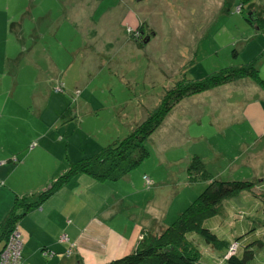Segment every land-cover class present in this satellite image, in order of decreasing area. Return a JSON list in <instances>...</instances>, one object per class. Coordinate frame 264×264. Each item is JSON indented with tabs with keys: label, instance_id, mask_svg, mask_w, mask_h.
<instances>
[{
	"label": "rangeland",
	"instance_id": "obj_1",
	"mask_svg": "<svg viewBox=\"0 0 264 264\" xmlns=\"http://www.w3.org/2000/svg\"><path fill=\"white\" fill-rule=\"evenodd\" d=\"M139 24L145 35L142 45L135 38ZM253 60L264 78V0H0V139L6 140L7 147L27 143L25 150L35 149L41 166L37 182L52 175L46 189L75 161L126 136L183 74L196 79ZM244 87L230 83L228 94L221 95V104H232L230 117L243 119L231 125L226 135L220 133L221 158L213 151L205 152V137L190 136L195 133V118L190 119L192 124H178L188 139L180 135L172 139L162 131L156 133L158 128L151 134L158 148L145 141L149 155L129 172L136 185L129 182L128 192L121 189L119 197L124 202L115 206L114 214L118 223L154 219L153 208L167 201L171 206L162 223H172L208 183L185 180L196 146L216 178L255 181L250 191L224 201L223 222L232 225L237 237L247 232L249 241L263 242L254 244L249 264H264V102L258 109L241 110L237 91ZM206 107L200 106L199 117L206 116L211 123L206 126V118L203 132L197 133L210 136L216 126L212 119L220 123L223 112ZM232 132L248 141L257 138V146L245 148L262 146L247 170L232 169L237 153L246 158L247 151ZM143 172L151 173L146 174L148 184ZM176 176L183 178L182 186ZM71 186L65 191L68 206L76 202L73 192L81 189L74 181ZM111 193L100 189L90 196L87 188L86 216L105 206L111 199L105 197ZM193 240L202 258L214 254L199 235ZM33 259L44 264L38 255Z\"/></svg>",
	"mask_w": 264,
	"mask_h": 264
},
{
	"label": "crops",
	"instance_id": "obj_2",
	"mask_svg": "<svg viewBox=\"0 0 264 264\" xmlns=\"http://www.w3.org/2000/svg\"><path fill=\"white\" fill-rule=\"evenodd\" d=\"M248 79L252 80L249 77H244L231 81L230 83H239L245 86L243 89L237 91V94H240V98L236 99V101L243 102V104H240L241 110L243 107L247 109L248 106V111H252L260 108V105L262 107L264 102V89L255 81L258 86H253ZM230 83H224L196 93L195 95L182 98L165 116L161 125L158 127V131L155 132L162 131V133L168 134L172 139L178 137V135L181 136V139H188L184 133L181 134L179 132L180 128L178 124H192L190 119L195 118V133L190 132V136L195 140L205 137L207 141L205 152L213 151L218 158H221L223 156V150L218 139L220 133L226 135L231 125L236 124L237 121L243 123V119L237 117V115L230 117L232 104H221V101H224V96L221 95L223 93L228 94L226 87L229 88ZM217 93L220 96H216ZM215 100L217 104H215ZM201 105H206L207 109H213V112L216 110L223 112V118L218 117L220 123L212 119L213 124L216 126L212 129V135L210 136H205L204 133H197L198 131L203 132V122L207 118L206 116L199 117ZM179 113H182V115L179 116ZM210 123L207 118L206 126ZM253 126L255 127L256 124L253 123ZM254 127L253 131L255 130ZM248 134H251V132ZM232 137L238 140L240 138L243 150L247 149L245 154L246 158L241 153H237V160L234 159L235 162H231L232 169H240V171L247 170L250 166L249 160L253 158L252 155L257 158L259 151L262 152V146L250 150V147L245 148V146H257L258 142L256 137L248 141L247 137H236L234 132H232ZM148 139L151 145L157 149V141L151 138V135ZM26 145L27 143L16 148H11L7 147L5 139H0V225L8 215L16 198H25V201L32 203L37 201L40 190L45 189V186L48 184L47 181L52 178L51 174L50 176L45 175L46 179L42 183L39 184L37 182L40 178L39 169H41V166L35 160L38 157L37 154H34L35 149L25 150ZM195 148V153L193 154L200 155L205 164H207L205 155L198 151L201 149L198 148L197 150L196 146ZM33 158L35 161H32ZM240 160L242 164L237 163ZM146 174L148 175L149 173L143 172V180V176ZM132 175V173H128L117 180H98L85 172H80L62 184L64 186H60L58 190L44 199L40 205L28 209L17 219V226L19 227L20 238L23 244L21 264H35L33 257L37 255L41 261H44V264H104L110 261L111 258L114 259L117 256L125 255L129 247V251L133 250L138 243L136 242V245H134L135 240L139 241L144 228L151 226L154 222L165 225L162 223V220L168 215L167 211L171 206L168 205V201L161 204V208L160 206L159 208H153L156 214H150L154 216V219L149 220L146 218L143 223H139L135 219L126 221L124 224L116 221L117 217L114 214L118 209L115 211V206L124 202L123 198L119 197L121 189L128 192L126 188H129V182H131L133 187L136 185L133 184L135 176L133 177ZM148 176H151V173ZM213 177L216 178L214 175ZM175 178L182 186L183 178L180 180L177 176ZM187 178L186 174L185 180H188ZM73 181L81 189L73 192V195L77 197L76 202L73 206H68L70 201H66L68 195L65 191H67V187L71 186ZM87 188L90 196L93 190L96 193L100 189L106 192L112 191L111 195L107 194L105 197L111 199L106 201L105 206L100 205L90 217L86 216L87 196L85 195V191ZM62 195H64L65 199H62ZM173 196L175 197L177 194L174 193ZM150 200L152 201V199ZM151 201L148 202V206L151 204ZM69 207L70 209H68ZM99 216H101V219H99ZM224 226L223 230L231 228V225L228 223H225ZM62 234H66L68 239L64 241L60 240ZM42 250H48L52 254L44 255ZM39 252L45 259L41 258Z\"/></svg>",
	"mask_w": 264,
	"mask_h": 264
},
{
	"label": "trees",
	"instance_id": "obj_3",
	"mask_svg": "<svg viewBox=\"0 0 264 264\" xmlns=\"http://www.w3.org/2000/svg\"><path fill=\"white\" fill-rule=\"evenodd\" d=\"M250 1L241 0L242 3ZM142 25L139 24L135 31L139 32V35L135 36L139 45H142L145 40V35L141 31ZM244 77L251 78L264 89V78L259 74L256 60L229 65L196 79L187 78L186 74H183L172 86L165 89L159 103L148 110L146 117L126 136L104 145L94 155L72 163L65 173L58 176L54 184L38 194L37 201L32 203L25 201V198H16L0 225V247L5 245L21 215L31 207L40 205L73 175L85 172L98 180H117L131 172L149 155L145 141L182 98ZM187 177L190 182L205 180L208 183L203 191L183 211L179 212L172 223L163 225L154 222L151 226L144 228L133 250L104 264H249V261L254 258V244L258 242L262 245L263 242L259 239L249 241L250 235H247V232L237 237L232 233V225L230 229L223 230L225 227L224 201L243 191H250L255 181L214 178L203 158L198 154L192 155L190 159ZM208 220L212 221L211 226L207 225ZM195 234L212 248L214 254L210 255L211 257L202 258V253L193 240ZM234 243L237 244L236 248L231 251ZM49 252L42 250L44 255H49Z\"/></svg>",
	"mask_w": 264,
	"mask_h": 264
},
{
	"label": "built area",
	"instance_id": "obj_4",
	"mask_svg": "<svg viewBox=\"0 0 264 264\" xmlns=\"http://www.w3.org/2000/svg\"><path fill=\"white\" fill-rule=\"evenodd\" d=\"M144 178L147 182H149V177L147 175H144ZM67 239L68 237L66 234H62L60 236V240L62 241ZM236 245V243L233 244L231 251L235 250ZM22 247L23 244L20 238V230L18 229V226H15V228L9 234L5 245L0 247V264H21ZM51 254L52 252H49V255Z\"/></svg>",
	"mask_w": 264,
	"mask_h": 264
}]
</instances>
